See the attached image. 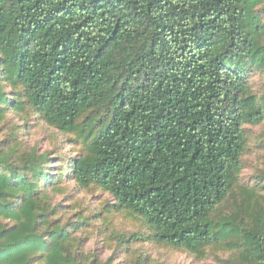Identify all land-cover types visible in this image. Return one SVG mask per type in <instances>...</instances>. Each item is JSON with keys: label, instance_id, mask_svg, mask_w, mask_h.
Returning <instances> with one entry per match:
<instances>
[{"label": "trees", "instance_id": "obj_1", "mask_svg": "<svg viewBox=\"0 0 264 264\" xmlns=\"http://www.w3.org/2000/svg\"><path fill=\"white\" fill-rule=\"evenodd\" d=\"M252 73L264 78V0H0V126L27 109L60 134L88 130L54 167L18 134L0 140V264H104L61 224L62 179L109 194L157 245L264 264V173L223 208L245 128L264 122Z\"/></svg>", "mask_w": 264, "mask_h": 264}, {"label": "rangeland", "instance_id": "obj_2", "mask_svg": "<svg viewBox=\"0 0 264 264\" xmlns=\"http://www.w3.org/2000/svg\"><path fill=\"white\" fill-rule=\"evenodd\" d=\"M250 82L254 94L264 95L262 76L252 73ZM88 117L91 115L82 117L80 124ZM0 128V140L13 133L18 134L23 150L34 149L38 154H49V158L54 160L53 167L57 162L59 166L66 165L67 159L78 156L87 147L84 135L88 130L80 128L77 133L60 134L27 109L10 111ZM245 130L248 144L242 158L239 187L223 208L233 209L242 194L260 191L263 186L259 181L264 173V122L258 126H246ZM81 132H84L83 136H79ZM50 185L54 188L55 202L61 204V224L68 228L80 226L82 232L76 235V241L89 261L96 259V262L104 264H227L233 257L227 247L220 245L207 248L203 257L157 245L150 239L149 229L144 223L125 211H117L112 197L106 192L94 187L80 189L68 179L57 180L55 185Z\"/></svg>", "mask_w": 264, "mask_h": 264}]
</instances>
